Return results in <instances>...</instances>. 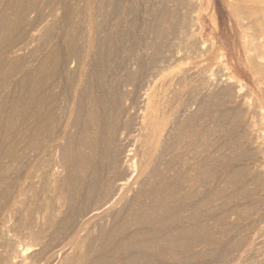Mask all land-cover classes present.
Here are the masks:
<instances>
[{"label": "bare ground", "instance_id": "1", "mask_svg": "<svg viewBox=\"0 0 264 264\" xmlns=\"http://www.w3.org/2000/svg\"><path fill=\"white\" fill-rule=\"evenodd\" d=\"M93 1L95 5L100 0ZM188 1L174 0L180 6ZM67 2L65 6L70 8L72 3ZM232 2L251 23L261 18L255 12L261 0ZM41 3L0 1V264L191 261L196 256L192 244L204 230L200 213L204 214L206 209L201 211L200 207L210 202V195L205 193L199 199L201 195H197L200 189L203 191V179L214 173L212 166L205 168L206 162L203 166V158L208 159L210 154L205 158L199 149L206 139L203 134V140L199 139L197 118L193 117L198 110L191 113L189 100L184 99L186 89H191L188 79L194 73L182 70L179 63L175 65L180 71L170 70L180 51L173 48V39L181 41L192 33L184 30L192 17L184 9H177V4L170 13V5L167 3L166 10L163 9L166 12L162 5L161 13L156 14L160 13L159 20L155 25L153 21L148 36L144 29L142 32L144 22L138 29L146 40L131 45L117 27L121 23L116 25L121 20L117 13L112 16L118 20L103 24L111 23L108 28L104 26L103 37H96L91 23L102 18L95 16L97 22H91L90 17L83 19L79 10L83 12L89 7L78 2L75 12L68 10L72 15L61 9L65 16H70H66L56 33L54 29L52 35H47L50 31L43 28L47 37L39 45L40 42L35 43L40 41L39 25L42 17L49 15L41 14V8L48 6L51 16L56 10V6L52 8L54 1H47L45 6ZM129 7L124 12L135 15ZM104 11L101 12L105 16ZM241 12L235 10L233 14L238 16ZM76 13L82 17L77 18ZM99 14L96 15L100 17ZM152 19L145 21L152 23ZM58 20L53 23L62 21ZM126 20V25L130 24ZM204 72H199V76L209 82L210 72ZM235 84L231 80L228 90L235 89ZM237 85L239 89L243 87ZM216 91H210L208 96L204 92L202 99L196 93L201 99L197 102L196 98L197 107L201 104V110L207 108L212 98L218 101L216 105L221 102L220 106L229 101L227 98L232 100L233 96L229 98L230 92L223 87ZM232 103L227 106L235 107L236 101ZM211 202L210 208L214 204L211 206Z\"/></svg>", "mask_w": 264, "mask_h": 264}, {"label": "rangeland", "instance_id": "2", "mask_svg": "<svg viewBox=\"0 0 264 264\" xmlns=\"http://www.w3.org/2000/svg\"><path fill=\"white\" fill-rule=\"evenodd\" d=\"M26 1L27 0H23L24 3ZM38 1L40 3L42 2L41 4H44V6L46 5L47 1H54L55 3H52L53 6L52 8L54 9V7L56 6V10L54 9L55 13L53 11L52 16L50 15L51 14L50 9L47 8L48 6H45L47 9H45V7H42L43 9L41 8V14L47 13L50 16L49 15L47 16L46 14V16L48 17L46 18L44 15V17H42L44 19L42 18L41 19L43 21H45L46 19L48 20L43 24L42 21L41 25H39L40 23H38V25L41 26L37 33L39 34L40 41L37 40L35 41V43L40 42L39 45L42 44L41 42L44 36L47 37V35H52L53 33L51 34V31L54 32V29H55L54 33H56V29H60L63 23L67 20L66 16L68 14L66 13L67 15L65 16L64 15L65 12L64 11L62 12V10L66 9V11H68L70 9H73L75 12L74 8L75 7L78 8L77 5L75 4L78 2L81 5L82 3H84L83 5L85 4L88 5L87 7H89V9L87 8L88 10L86 9L83 12L82 10L78 9L81 13L76 9V12L83 14L82 17V15L80 16L77 15L76 13L77 18L78 16L80 18L82 17L83 19L84 17L85 18L90 17L91 22H93L94 20H98L99 18H102L100 22L99 19L98 22L94 21L97 23H91L92 29L95 33L94 35L96 37L97 36H100V38L103 37L101 35H104L105 34L104 32L106 30V28L104 29V26H107L103 24L109 23L110 20L113 21L112 23H114L115 19H113V16L116 13L118 14V15L116 14V16L120 17L118 19H121L118 20L116 17V21L117 20L119 21L116 23V25L118 23L122 24L126 19H127L126 20L127 24L128 23L131 24L133 22L135 26L133 24H131V26H129L130 24L126 25L125 22H124V26L123 24L117 25V27L124 32V35L125 34L127 35V36L125 35L127 42L131 43V45H134L135 43L139 45L144 40H146L145 34H147L146 36H148L147 31H149V29H151V27L155 25L157 19L159 20L158 16L160 15L161 11L164 8L166 10V6L168 5L173 6V7L170 6L167 7V9L169 8V10H167L168 13H170V11L172 12V10L175 11L177 4L176 2H174V0H160L162 3L159 0H146V1L142 0V2L141 0L140 1L119 0L120 2L116 0H112L111 2L114 1L113 2L114 4L110 3V0H105L106 3H110L113 5L112 6L106 3L103 4V2H105L104 0H100V1L96 0L99 1V3L96 2L97 4H99L98 5L99 7L97 9L96 6L97 4L96 3L95 5L92 4L95 2L93 0H78V2L77 0H74L75 2L70 0L72 4L69 2V0H64V2L63 0L61 1L38 0ZM143 1L146 4H144ZM189 1L186 3L187 5L185 3H183L181 6L180 4L179 5L177 4L178 5L177 9H179L178 7L182 8L180 10L184 9L183 11H186L184 13L192 17L191 21L187 23L188 27L187 25L186 27H184V30L186 28V30L189 31L191 30L190 32L192 33L188 34L189 33L188 31L187 38L182 39L181 40L182 42L177 38L173 39L172 42L173 48L174 49H176V47L180 48L179 56L178 58H176L177 60L175 59L174 61L175 63L173 62V64L174 65L176 63L182 64V65L178 64L180 67L181 66L183 67L182 70L192 72V74L194 73L193 75H191V77H189L190 80L188 79L187 85L191 89L190 91L189 89H186L187 93H185L184 99L185 101L189 100L187 103H189L188 106L190 107L188 106L187 107L188 109L192 108L190 112L191 111L193 112L194 109H195L194 111L196 110H198L199 112L201 111L200 113L197 111L196 112L197 114L194 113L193 116L197 118L196 124L198 125V129L200 132L199 136L203 134L202 135L203 138L206 139L203 140L202 136L201 138L199 137V139L204 141V142L201 141V144L199 145L200 146L199 149H201L200 151L202 153L201 155H203L204 153V157L205 155L209 157L208 155L210 154L209 157L210 159L209 158L204 159L202 156L203 158L202 162H204L203 166H205L204 164L206 162L207 165L205 166V168L208 166L210 169V167L212 166L210 170L214 172L213 174L209 175L208 178H205L206 177L205 175L203 176L205 178L203 179L204 184L203 181L201 183L203 191L200 189L199 193L200 192L202 193L201 194L198 193L197 197L201 195L198 197L199 199L202 196L205 197L206 195H208L209 197L210 195L209 201L211 202V200L213 199H215V201L214 202L212 201L214 204L211 202V206L213 204V206L211 207L213 210L212 212H211V208L209 207L210 202L207 200L208 199L207 197L205 198V201L207 200L209 202V203L207 202L208 205L202 204L200 207V210L202 208L201 211H203V209L204 210L206 209L205 211L207 212L210 211V212L207 213L204 211V214H201L202 212L200 213L201 215L200 216L201 219L199 218L200 225L204 230L199 236L196 237V241L192 244V250L193 252L196 253V256L190 258L189 260L192 259L191 261H188V259L186 260L188 261L187 262L188 264H264V0H261L260 5L256 6L257 9L255 10V12L258 11L259 14L262 16L261 18L259 16L260 19H258V22L255 23H251L247 18V16H245V14L241 12V10L238 11L237 4L236 3L233 4L232 0H189ZM200 1L202 2V6L198 4V2ZM60 2L62 4H60ZM66 2L68 4H71V6L74 5V7L70 6L69 8V6L68 7L65 6ZM135 2L139 3L138 6L136 5ZM79 3L78 6L80 5ZM132 3H134L135 5ZM115 4L117 5L116 7ZM143 5H145L146 8ZM162 5H164L163 8ZM92 6L94 7L95 12ZM129 6H131L134 9H130ZM134 6L136 8L139 7L138 13H137V9ZM160 6L162 10L160 9ZM232 6H234V8ZM127 7H129V10L130 11L132 10L131 12H134V14L138 18L135 17V15H132L133 13L132 14L130 12L129 14L125 13L124 12L125 9L126 12H128ZM73 10L71 11L73 12ZM96 10L99 12H96ZM154 10H156V12ZM180 10L179 12H182ZM199 10L200 12L197 13V11ZM235 10L241 13L238 16H235L233 14V11ZM101 11L102 12L104 11L107 14L112 13L111 16L112 15L113 16L111 17L108 14L110 16L108 17L106 16V13L104 16V14ZM260 11L262 12L260 13ZM119 12L121 14H119ZM158 12L160 13L157 16L156 14ZM101 13L103 14V16L101 15ZM122 13L125 14L123 15ZM147 13H151V14H147ZM54 14H56V16H54ZM72 14L73 13H71V15ZM91 14L93 15L91 16ZM96 14H99L100 17ZM120 15L123 17V19L121 18ZM154 15H156L155 16L156 18L153 17ZM64 16H65V20L63 18ZM69 16L70 15H68L67 17ZM95 16H97L98 19ZM126 16L127 17L131 16V17L127 18ZM152 18H154V20ZM58 19H60V21L62 19V21L59 22V24L57 23L59 21ZM137 19L139 21H136L137 23H134L135 20ZM146 19L149 20L150 22L152 19V23H149V21H145ZM54 21L57 22L53 23ZM153 21H154V25H152ZM142 22H144L142 32L145 30L144 31L145 34H143L141 30H138L141 29ZM48 23L50 24L52 23L54 25L52 24L50 25ZM100 23L102 24L103 27L101 26ZM94 24L95 25L97 24L96 27L98 29L94 27L95 26ZM147 24H149V26H146ZM109 25H111V23L108 24V26ZM55 26H57L58 28ZM127 26H129V28ZM133 26L135 29H133ZM43 28H46V30L50 32L45 31V29ZM51 28L52 30H50ZM99 29H101V31ZM19 30L20 29H18L17 32ZM134 31L136 33H134ZM99 32L100 34H98ZM101 32L103 33L101 34ZM131 33L132 36L134 35L133 37L130 35ZM40 34L42 35L41 39H40L41 36ZM14 35H16V33H14L13 36ZM193 36H195L196 38ZM192 38L196 40L194 39L192 40ZM139 39L140 41H138ZM183 40H186L184 41L185 47L184 45H182ZM189 40H192V42ZM53 41H57V39L55 40V38H53ZM187 42L189 43L188 48L186 44ZM37 44H36V48H37ZM174 44L177 46H175ZM189 45L191 48L189 47ZM33 47H35V45ZM187 52H189L190 56L187 55ZM174 65H172L173 67L172 66L170 67V70L171 68L173 69L172 70L173 73L177 72L178 70L179 71L181 70V68H179L178 65H177L178 67ZM190 66L194 68H191ZM203 67L205 68V72L202 71L204 70ZM174 68L176 70L178 68L179 69L176 71ZM206 69L208 71V74L210 72L209 82L208 80L205 81L204 79H202V77L199 76L200 75L199 72L200 73L204 72L207 74ZM193 76H195L196 78ZM197 76H199L198 77L199 79H197ZM231 80L236 82L235 85L238 87V88L236 87L237 89L234 87L236 90L233 89V87L230 89V91L228 90L229 88L228 86L229 83L231 84ZM216 82L219 84L218 86L215 84ZM189 83L192 84L189 85ZM237 84H240V87L243 84V87L239 89V86ZM205 85L206 86L208 85L209 88H207ZM220 85H222L223 89H226L227 93L230 92V94L228 93L229 98L232 96L234 97V98L232 97V100L226 97L227 99L226 98L225 99L229 101H224L226 104L223 102L222 105L227 106V103L228 105L230 104L233 105L232 102L235 103L236 101V105L234 104L235 107L234 106L232 107V105L227 106L229 108L222 105L220 106L221 102L217 103L216 105L217 100H213L212 98L207 108L203 107V110H201L203 105L201 106V104L199 103L198 104L200 107L198 108L195 102L196 98L198 102L204 96V92L205 95L208 96L211 95L209 94L210 91L211 92L213 91L212 93H214L216 89L217 91L222 90V87ZM186 88L188 87L186 86ZM200 88H202L203 91L200 90ZM204 89L207 91H204ZM231 90L236 92H232ZM196 93H199L201 99L200 96ZM194 94H196L195 97L192 96ZM187 95L188 97H186ZM233 99H235V101ZM228 112H230V114ZM223 113L225 116L223 115ZM216 115L219 116L222 115L225 121L221 120L223 119V117L221 119H218L219 116L217 117ZM233 115L235 116V118L238 119V121H240V125L237 119L235 120ZM215 116L216 118H214ZM213 118L216 119L218 123L215 122L216 120L214 121ZM226 119H228L230 123ZM233 119L238 124L234 123ZM218 120L221 122H219ZM231 123L232 124L234 123L235 125L233 124V127H231L232 125ZM232 153H234V155ZM236 153H238V155H235ZM190 155L191 153H189V156ZM235 167L237 170H235ZM232 173L238 174V176L234 174L235 176H237L234 177ZM241 174L242 176H240ZM203 193L204 195H202ZM202 206H205V208ZM213 207L214 209L215 208L216 209L214 210ZM187 263H185L184 260V264Z\"/></svg>", "mask_w": 264, "mask_h": 264}]
</instances>
